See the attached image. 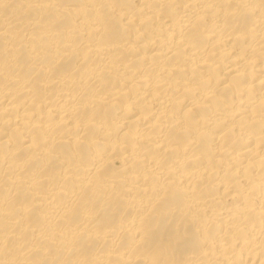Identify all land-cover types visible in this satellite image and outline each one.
<instances>
[{
	"label": "bare ground",
	"instance_id": "1",
	"mask_svg": "<svg viewBox=\"0 0 264 264\" xmlns=\"http://www.w3.org/2000/svg\"><path fill=\"white\" fill-rule=\"evenodd\" d=\"M0 264H264V0H0Z\"/></svg>",
	"mask_w": 264,
	"mask_h": 264
}]
</instances>
